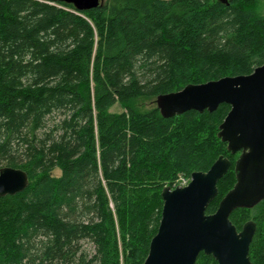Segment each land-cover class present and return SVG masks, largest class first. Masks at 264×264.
Returning a JSON list of instances; mask_svg holds the SVG:
<instances>
[{
  "label": "trees",
  "instance_id": "16d2710c",
  "mask_svg": "<svg viewBox=\"0 0 264 264\" xmlns=\"http://www.w3.org/2000/svg\"><path fill=\"white\" fill-rule=\"evenodd\" d=\"M259 1L0 0V168L29 178L0 196V264H143L163 188L223 155L216 211L236 182L218 137L230 105L166 118L157 98L262 65ZM249 219L264 264V200L231 215L239 230Z\"/></svg>",
  "mask_w": 264,
  "mask_h": 264
},
{
  "label": "water",
  "instance_id": "95a60500",
  "mask_svg": "<svg viewBox=\"0 0 264 264\" xmlns=\"http://www.w3.org/2000/svg\"><path fill=\"white\" fill-rule=\"evenodd\" d=\"M59 1L78 11L102 4V0ZM223 103L230 110L219 125L218 137L232 154L241 152L235 164L236 182L213 213L207 209L231 167L228 157L220 155L207 171L193 172L186 186H165L160 224L143 264H197L202 252L212 255L218 264H253L249 251L257 225L249 220L239 230L231 215L264 200V63L250 74L187 84L157 98L166 118L190 110L213 112ZM28 185L24 170L0 168V196L13 195Z\"/></svg>",
  "mask_w": 264,
  "mask_h": 264
},
{
  "label": "rangeland",
  "instance_id": "374dc122",
  "mask_svg": "<svg viewBox=\"0 0 264 264\" xmlns=\"http://www.w3.org/2000/svg\"><path fill=\"white\" fill-rule=\"evenodd\" d=\"M259 11H260L261 14H264V0H260V1H259ZM149 106H150V103H148L147 106H145V108L148 109ZM115 109H117V108H115ZM115 109H114V110H115ZM237 157H238V156H237ZM60 173H61V171H60L59 169H56V170L53 171V174H54L55 176L60 175ZM179 176H181V174H180ZM179 176H178V177H179ZM89 246H90V245H86L85 248H89Z\"/></svg>",
  "mask_w": 264,
  "mask_h": 264
},
{
  "label": "built area",
  "instance_id": "2783aa9c",
  "mask_svg": "<svg viewBox=\"0 0 264 264\" xmlns=\"http://www.w3.org/2000/svg\"><path fill=\"white\" fill-rule=\"evenodd\" d=\"M188 182H189V179L185 177L184 175H181L177 178L176 184H178L179 186H184V185H187Z\"/></svg>",
  "mask_w": 264,
  "mask_h": 264
},
{
  "label": "flooded vegetation",
  "instance_id": "af4514ba",
  "mask_svg": "<svg viewBox=\"0 0 264 264\" xmlns=\"http://www.w3.org/2000/svg\"><path fill=\"white\" fill-rule=\"evenodd\" d=\"M236 154H238V157H237V159L239 158V156H240V154H241V152H238V153H236ZM185 176V175H184ZM185 177H187L188 179H189V182H190V180H191V176H185ZM178 178V177H177ZM176 181H177V179L175 180V181H173L172 182V188H175V187H178L179 185L178 184H176ZM189 182H188V184H189ZM187 184V185H188ZM184 186H186V185H184ZM250 220V219H249ZM248 220V221H249ZM251 220H253V219H251ZM247 222V221H246Z\"/></svg>",
  "mask_w": 264,
  "mask_h": 264
}]
</instances>
